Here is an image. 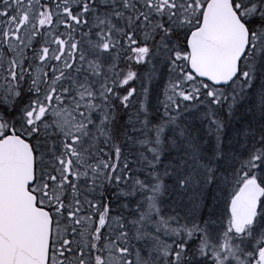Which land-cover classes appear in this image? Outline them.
<instances>
[{
    "label": "snow or ice",
    "instance_id": "1",
    "mask_svg": "<svg viewBox=\"0 0 264 264\" xmlns=\"http://www.w3.org/2000/svg\"><path fill=\"white\" fill-rule=\"evenodd\" d=\"M0 264H264V0H0Z\"/></svg>",
    "mask_w": 264,
    "mask_h": 264
}]
</instances>
